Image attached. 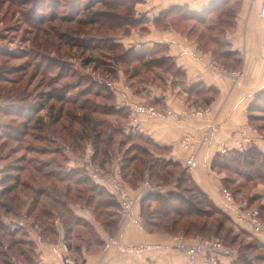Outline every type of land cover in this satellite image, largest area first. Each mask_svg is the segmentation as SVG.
<instances>
[{
  "label": "rangeland",
  "instance_id": "1",
  "mask_svg": "<svg viewBox=\"0 0 264 264\" xmlns=\"http://www.w3.org/2000/svg\"><path fill=\"white\" fill-rule=\"evenodd\" d=\"M90 1L91 0H80V6L73 8L75 0H0V127L6 129L0 131V188L3 187L1 178L4 177V174H12L13 176L20 174L22 179L26 180L30 178L32 172L36 173L35 167H37L39 161L37 162L38 155L32 152V146H37L38 144L42 146L49 143L47 141L40 142L36 140L39 132L44 135H52L56 137L57 142L55 144L62 147L65 153L62 156L57 155V157H55V162L53 166L51 165V168H57L60 170L59 172L70 173L72 181L68 182L71 184L73 190L70 193V200H73L72 202L75 201L74 203L77 202L76 204L85 205V200H79L76 195L79 194L84 199L91 198V209L100 216V220L104 221L115 216L114 214H117V207L113 206L107 209L103 206L101 202L104 200H112V197L107 194L96 193L97 191L92 189L90 182H74L78 178V172L75 169L77 167L82 169L85 173H87L86 166L91 164L98 166L106 172L120 171L127 186H130V179L132 181L131 184L136 186L139 185L137 188L138 192L144 189L143 183L147 179L153 185L162 187L164 192L168 190L180 191L186 198L197 202L204 212L209 213L201 218H197L195 215L189 216V219L197 220L199 226L207 224V228L202 233L204 236L201 235L200 237L218 239L230 248V250L235 251L236 254L240 252L244 258L240 260L238 264H264V238L240 226L234 218L233 220H226L221 214L213 213V209L206 205L205 201L202 199L203 197L196 191V186L190 181V172H188L185 167L175 164L170 166L164 165L162 167L157 165L161 162L160 159L153 157V154L145 151V148L153 149L151 143L146 142L144 138L136 134L134 136H128L132 131H126L128 129L126 125L124 128V132L126 133L123 135L115 134L111 132L112 130L109 128L104 130L106 133L105 138H108L102 143L100 153L97 157L95 156V158L92 139L79 142L77 146V144L73 142L72 137L68 135V132L72 131V129L77 130V128L81 127L76 124L77 122L72 123L73 126H70V122L67 119L68 116L63 114L60 108L64 107L67 114L78 113L80 109L77 105L74 107L72 103L57 100L61 94L68 95L70 100L76 97V91L70 92V90L67 93L64 91L65 84H70L69 86L71 87L73 85H78L77 87H79L92 83L94 84V80H98V82H103L104 85L107 84L110 86L113 91L112 86L115 88L120 84L118 79L122 71L124 77L132 87V90L143 96L144 99H146V95L143 92V86L151 83L158 86H166L165 84L167 83L175 87H180V90L190 87L187 81L180 75L176 77L171 74L175 72L174 68L173 70L171 69L172 71L170 70L171 73H167L162 69L153 67V64L149 65L148 68L144 65V61L150 58H160V56L166 54L167 46L165 44L160 42L150 44L139 43L138 41L128 39V37L133 35L137 40V38L148 35L151 31L149 25L151 26L153 24L148 16H146V13L143 12L144 5L141 4L144 0H107L115 1L117 7L109 6L105 3V0H101V2L100 0H92L91 2L93 3L98 1L97 4L95 3V7L80 16L88 23H78L77 17L76 19L74 18L75 20L62 19L63 15L69 17L75 16L74 11H71V9H83ZM107 10L117 14L121 19L118 20L117 16L116 18H112L113 16L110 15L107 16L103 13ZM54 14H57L58 18L51 20ZM121 14H123V16L131 14L135 24L131 27L130 24H128L129 21L127 18L123 19V17L120 16ZM188 15L192 16L193 14L188 12ZM229 18L230 17H227L223 11H217L206 17L205 23H201L197 19L183 20L180 17L171 15L166 20H174L176 27L163 28L159 25L155 26L160 29H173L182 35L186 34L191 40L195 41L202 32L206 33L208 36L221 37V29L229 22ZM90 19L96 20L97 23H89ZM106 21L109 22V24H106ZM212 24L216 25L217 29L209 32L206 28ZM79 39L86 44L85 46L88 45V47H90V45L99 44L100 48L84 49L74 46L75 43H79ZM206 41L205 38L201 39V45ZM210 44L209 42L205 47L207 49L212 48ZM127 48H135L138 54L140 53L143 55V61H134L128 64L125 62H118L116 56L122 54L123 50ZM214 49L217 51L221 50L220 47H215ZM130 58L131 57L127 58V60ZM216 58L219 59V61L214 58L212 60L227 68L236 69L233 60L223 58L219 54ZM135 68H137L136 70L138 73L131 75L134 73ZM52 78L53 80H58V82H56L58 84L52 83V81H50ZM174 82L176 84H174ZM52 92L55 94L53 95L55 98H51L45 108L36 115L34 114L36 117L33 115L32 110L27 112L26 108L37 105L38 103H44L47 94H51ZM90 96V98H94L91 100L105 102L102 96ZM160 101L162 102V100ZM141 102H153L152 104L158 105L157 102L152 100H143ZM20 104L24 106L25 109L19 111V108L15 107L20 106ZM51 105L54 106L52 113L48 109ZM208 105L211 104H204L201 102L196 107ZM18 113L20 115H18ZM59 115L63 116L61 123L69 125L65 130H63V126H61L60 123L56 124L57 127L54 123ZM131 115L132 113L130 114L129 122L131 120ZM30 116H32L33 119L27 122L28 125H23V122H25L27 118L29 119ZM38 117L42 118L43 121L41 123H37ZM107 118L115 120L113 119L114 117L108 116ZM35 123L40 124L42 129H35ZM60 130L64 131L65 134L61 133V137L64 138L57 139L58 133L61 132ZM68 154L71 156L73 154L75 157L79 158L80 164L76 167L67 166ZM133 158L135 160H133L131 165L126 169L114 165L117 163L127 164L129 159ZM39 160L43 161L41 158ZM150 165L152 166L153 174L150 175L149 172L144 174V168ZM19 166H25L26 170L22 173L17 172L16 170ZM134 166H137L139 170H141L140 172H136L135 175H133ZM115 168L118 169L115 170ZM219 170L220 171L216 173L221 176V180L229 178L232 181V183L229 185L226 183V185H228V189L231 190L234 198L236 197L238 202H240L239 200L242 202H249L252 208L261 207L264 211V185L260 184L258 179L246 180L233 171ZM124 174H129V176L125 178ZM53 180L57 184V180ZM68 182L62 184L58 183L59 191H64L63 193L65 194L64 186H68ZM18 183H15L13 179L8 181L6 185H13L14 190L11 195L0 198L1 203L8 202L10 206L14 208V212L17 213L18 216L12 214L11 216L13 217L11 218L13 219L18 217L24 218L26 215L23 214L26 213L25 211L28 210L32 203L31 197L29 196L31 190L28 189V194L23 193V188L20 187ZM222 185L226 186L223 181ZM149 191L151 190H147L143 194ZM234 191H236L235 194ZM200 200L201 202L199 203ZM138 205L139 203H137V206ZM156 209H158V203L149 202L145 205V214L150 212L155 214V212H157ZM59 210L61 211L60 207ZM118 210L120 212V205ZM3 213L4 209L0 207V216ZM64 214L68 216L67 213ZM152 218H156V220L161 223L169 222V220L163 216ZM216 218L220 219L222 223L219 229H217V222H214ZM9 224L12 228L15 224L18 225V222L9 221ZM180 226H182V224H179L178 229L180 233L178 234L183 233V229ZM83 233L84 231L82 229L81 234ZM192 233L194 234L191 236L197 234L196 230H192ZM3 237L4 235L0 233V238L4 242L6 239ZM20 246L22 247L23 245ZM5 247L6 246H4V250H6ZM23 248L27 249V246H23ZM9 254L18 256V251L15 249L12 251L9 250ZM27 254L37 259L29 252ZM8 256L9 255L6 256L4 254L0 255V264H5L2 260H5ZM236 256L237 255H235V257ZM235 257L233 256L231 259V264H235V260H237ZM20 261L18 263L28 264L25 263L23 258H20Z\"/></svg>",
  "mask_w": 264,
  "mask_h": 264
},
{
  "label": "trees",
  "instance_id": "2",
  "mask_svg": "<svg viewBox=\"0 0 264 264\" xmlns=\"http://www.w3.org/2000/svg\"><path fill=\"white\" fill-rule=\"evenodd\" d=\"M80 0H75V4L73 6H80ZM92 1V0H91ZM89 2V4H86L83 9H71L75 13V16L69 17V16H62V19L64 20H75L77 17V22L80 24H86L88 23L86 20H83L80 16L84 13L89 12L91 9L95 7V3ZM235 0H233L232 3H230V0H212L207 7L204 9L197 11L192 10L188 6L185 5H172L166 9H163L159 12V14L153 19V22L155 25L162 26L163 28H174L176 27L174 20L167 21L166 19L170 17L171 15H174L176 17H180L181 19H197L201 23L206 22V17L210 16L211 14L217 12V11H223L224 14L227 15V17H230L229 22H227L221 29V37L219 36H208L206 33H201L200 36H198L197 42L198 48L202 50L205 53H211L213 58L217 61L219 59L216 58V56L219 54L223 58L231 59L235 62V68L238 69L240 65V59L237 58V52L231 50L228 47V43L226 41V32L230 30L234 26V17L236 14V3H234ZM101 2V0H100ZM105 3H107L111 7H117V3L115 1H107L105 0ZM70 11V13H71ZM184 11V12H183ZM186 11V12H185ZM188 12H191L193 15L189 16ZM199 12V13H198ZM105 13L107 16H113L112 18H116L120 20L121 17H119L117 14H114L112 11L107 10ZM114 15H113V14ZM200 14V15H197ZM197 15V16H196ZM120 16L124 18H127L129 21L128 24L132 27V25L135 24L133 21V16L131 14H128V16H123L121 14ZM68 17V18H67ZM135 17V16H134ZM58 18L57 14H54L51 18V20H55ZM75 18V19H74ZM135 19V18H134ZM89 23L95 24L97 23L96 20L90 19ZM105 23V22H103ZM109 24V22L106 21V24ZM137 24V23H136ZM209 32L215 31L217 29V26L212 24L209 25L206 28ZM207 37V38H206ZM205 38L207 41L201 45L200 40ZM79 43H75L74 46L82 47L84 49L86 48H100L99 44H93L90 47L85 46L80 39L78 40ZM211 43L212 48L207 49L205 46H207ZM71 43V42H70ZM72 44V43H71ZM220 47L221 50L217 51L214 48ZM223 47V50H222ZM111 48V47H109ZM117 61L122 63H133L134 61L141 62L143 61V55L138 54L135 48H127L124 49L122 54L116 56ZM131 57L127 60V58ZM93 61V60H91ZM153 64V67L162 69L164 72L171 73V71L175 70L173 74L174 76H181L185 81H187L186 74L182 70L181 67L177 65L174 58L170 55L164 54L163 56H160V58H150L146 61H144V65L148 68L149 65ZM137 68H135L134 73L131 75L137 74ZM172 69V70H171ZM171 70V71H170ZM110 71V70H109ZM115 75V74H114ZM131 77V76H130ZM116 78V77H115ZM55 80V81H54ZM52 78V83L58 82V80ZM54 81V82H53ZM58 84V83H56ZM154 84V83H151ZM174 84H176L174 82ZM70 84H65L64 91L73 92L76 91V97L74 99L70 100L69 96L66 94H61L57 100L62 102H69L78 106L80 109V112L73 113V114H67V112L64 110V107L60 108V111L68 116L69 125L73 126L72 123H76L80 125L81 128H77V130L72 129V131L68 132V135L72 137L73 142L79 145V142L86 141L88 139H92L93 143V149H94V158L97 157L100 153L102 143L107 140L105 138V129L109 128L111 129L113 133L115 134H125L124 128L126 120L128 119V112L125 106H118L115 102V93L112 91L111 87L107 84H103V82H98V80H94V84L79 86L73 85L72 87L69 86ZM167 86V83L165 84ZM178 85V84H177ZM51 86V85H49ZM71 87V88H69ZM202 87V90H201ZM75 88V89H73ZM189 88H193V90L202 96L203 103L204 104H210L211 101L215 98L217 95V90L215 87L210 86L206 87L204 84L196 83L194 85H190ZM187 88V89H189ZM86 94V95H85ZM53 95V92L51 94H47V98H45V102L38 103L37 105H34L32 107L26 108L27 112L33 111V115L39 113L43 108H45L49 100L51 98H55ZM90 95L94 96H102L105 102L96 100H91L94 98H90ZM161 101H158L157 103H160ZM153 103V102H152ZM19 108V111L21 109H25L24 106H15ZM54 106L51 105L49 111L52 113ZM249 108L251 109V113L249 114V120L255 124L259 129H264V92H259L255 96L254 100L251 102ZM66 112V113H64ZM62 114V115H63ZM18 115H20L18 113ZM32 115V116H33ZM34 115V116H35ZM95 115V116H94ZM27 116V115H25ZM32 116L30 118L26 119L25 122H23V125H28V121L30 119H33ZM114 117L115 120H110L107 117ZM28 117V116H27ZM36 117V116H35ZM63 116L59 115L57 117V120L54 122L55 125L60 123L61 126H63V130L69 127V125H66V123H61V119ZM43 120L42 118H37V123H41ZM35 123L34 127L37 130H41L42 126L40 124ZM57 127V125H56ZM57 129V128H56ZM55 129V130H56ZM6 130L5 128L0 127V131ZM63 130H60L61 132L58 133L57 139L64 138L61 137V133H64ZM132 133V132H131ZM128 134V136H134L135 134ZM65 134V133H64ZM42 135V136H40ZM110 135V134H109ZM137 136L143 138L142 134L136 133ZM145 139V138H144ZM37 141L40 142H49L47 145L38 144L37 146H32V152H35L37 156V162L39 163L37 167H35L36 173L32 172L30 174V178L23 180L20 174H17L16 176H13L12 174H4V177L1 178V183L3 185L2 188H0V198L4 197L6 195H11V193L14 190L13 185H6L8 181L14 180L15 183H18L20 187H22V192L28 194V189L31 190V194L29 195L31 197V205L28 208V214L32 216L35 220V222L41 227L42 229V237L47 241H57V230L55 226V219L58 218L61 220L62 226L66 230V234H71L75 231V233L81 234V231L83 229L84 233H89L92 237L95 236V232L89 223L84 217L77 215L73 209L71 208L72 204H76L72 202L73 200H70V193L73 191L71 184L69 182L72 181V178L70 177V173L66 172H59L60 170L57 168H51V165L53 166L55 157L57 155L62 156L65 152L58 144H55L57 142L56 137L52 135H44L39 132V135L36 137ZM146 141V140H145ZM147 140L146 142H148ZM153 148L156 150H159L158 146L154 144L151 140L150 142ZM146 152H148V149L145 148ZM47 156V157H46ZM43 159L39 160L40 158ZM66 157V156H65ZM135 160L129 159V162L127 164H121L119 168L126 169L128 168L132 161ZM176 163H173L171 160H161V162L157 165L160 167L164 165H172ZM211 169L215 172H219L221 170H229L233 171L234 173L240 175L246 180H253L258 179L260 184L264 185V151L261 150L258 146H256L253 142L247 146V148L244 151H239L236 148H230L225 149L223 151L216 152L210 163ZM148 168V169H147ZM78 172V178L74 181L76 183L80 182H90L92 185V189L94 191H97L96 193L101 194H107L112 197V200H104L101 202L103 206H105L107 209H110L111 207L115 206L117 207V214H114L115 217L119 216L120 221V212H119V201L115 197V195L111 192V190L103 183L96 182L92 180L87 173H85L82 169H79L78 167L75 168ZM118 168H115L117 170ZM134 173L140 172L139 168L137 166L133 167ZM147 169V170H145ZM24 170H26L25 166H19L17 168V172L22 173ZM144 174L146 172H149L150 175L153 174L152 166H147L144 168ZM128 175L124 174V177L126 178ZM53 179L57 180V184ZM31 181V182H30ZM69 181V182H68ZM190 181L194 183L196 186V191L200 193V195L203 197L202 199L205 201L206 205L211 207L213 209V213H219L222 215L224 219H232L235 216L234 213L231 211L226 210L223 207H220L215 203V201L208 195L207 192H205L197 183H195L192 178H190ZM225 185L226 183L229 185L232 183V181L229 178H225L222 180ZM68 182V186H64V191H59L58 183H66ZM132 183L131 179L129 180V183ZM35 183V184H34ZM129 184L128 188L132 187H139L133 184ZM228 185H226L228 187ZM19 187V188H20ZM242 188V187H240ZM236 191H234V194ZM64 194V195H63ZM26 195V194H25ZM27 196V195H26ZM79 200H85V204L92 207V199L91 198H82L79 194L76 195ZM236 198V197H235ZM235 201L238 204L239 210H246L252 208V206L249 204V202H238L237 198ZM149 202H156L158 203V209L155 214L153 212L145 214V205ZM201 200L199 201V203ZM139 205H140V215L143 219V225L144 227L150 231V232H156V231H165L169 233H180L179 231V224L182 226L183 233L186 236H191L192 230H196L195 234L196 236L203 235L202 233L207 228V224H202L199 226V223L197 220L189 219V216L195 215L197 218H201L205 215H208L209 213L204 212L202 208H200L199 204L197 202H194V200H190L186 198L183 194H181L180 191L177 190H168L166 192H158V191H149L145 194H143L139 199ZM0 207L4 209V213L0 216V233L4 235V239H6L4 242L0 238V255H9L5 260H2L5 264H18L20 261V258H23L25 263L28 264H45L41 262L40 255L36 251V244L32 240L27 239V232L25 228L21 225L15 224V226L10 227L9 221L7 219H10L12 214H15L14 216H18L17 213L14 212V208L10 206V204L7 202H0ZM59 207L61 211L59 210ZM262 210L263 216L264 211L261 207H259ZM64 213H67L68 216H66ZM96 213V212H95ZM97 214V213H96ZM165 217L169 220V222L161 223L156 220V218L152 217ZM114 217V216H113ZM112 217V218H113ZM113 220V222L110 220L111 224H117L118 219L117 217ZM109 221V219H108ZM215 223L218 225L217 229L221 227L222 223L221 220L216 218ZM215 225V224H214ZM79 226H83L79 227ZM195 228V229H194ZM251 231V230H250ZM252 232V231H251ZM254 233V232H253ZM78 234V235H79ZM255 234V233H254ZM193 235V236H195ZM259 237H261L258 234H255ZM204 236V235H203ZM263 237V236H262ZM264 238V237H263ZM105 243V241H104ZM20 245L27 246V249L21 247ZM4 246L6 250H4ZM15 249L18 251V256H14L9 254V250L12 251ZM33 254L37 259L34 257H31L27 253ZM235 253V254H234ZM235 255H237L235 257ZM235 257V264H238L240 260L244 258L243 255L238 252L236 254L235 251L231 250V258ZM35 261H34V259ZM79 260L84 262V258L77 256ZM21 262V261H20ZM251 263V262H250Z\"/></svg>",
  "mask_w": 264,
  "mask_h": 264
},
{
  "label": "crops",
  "instance_id": "3",
  "mask_svg": "<svg viewBox=\"0 0 264 264\" xmlns=\"http://www.w3.org/2000/svg\"><path fill=\"white\" fill-rule=\"evenodd\" d=\"M212 0H144V11L153 25H149L151 31L142 38L131 35L128 39L139 43L160 42L167 46V55L174 58L175 62L186 74L188 85L196 83L204 84L206 87L213 86L217 90V95L211 101L214 108L213 118L219 123L218 130L213 134L212 140L204 144L198 156V166L190 172L192 180L197 183L217 205L234 213L238 209V204H228L222 196L220 187L222 185L221 176L211 169L210 163L213 155L218 151L235 147V140L241 135L244 126L249 125V134L253 138V143L264 151V129H259L249 120L252 112L249 108L251 102L259 92H264V16L260 14L264 0H235L236 14L234 26L226 32L225 39L228 47L237 52L240 59L239 68L243 70V75L238 81L221 78L212 74L206 64L213 59L211 53H205L198 48L195 41L191 40L186 34L182 35L173 29H160L156 27L153 19L163 9L172 5H185L192 10L200 11L207 7ZM233 0H230L232 3ZM190 51L196 53L193 55ZM197 56H202L199 60ZM119 75V86L113 87L115 102L118 106H125L128 119L126 120V131L131 134H142L145 140H150L156 144L155 148L148 149L153 157L161 160H171L176 165L185 167L187 152L181 145V139L185 131L190 130L201 138L204 134L205 121L179 120L174 117L166 119H151L145 115L139 116L136 126L129 125L131 99L137 101L152 100L166 102L175 110L183 106H197L203 102L201 95L196 93L193 88L182 89L173 85L158 86L154 84L144 85L143 96L132 90L123 72ZM130 131V132H131ZM130 145V144H128ZM88 148V146H87ZM88 150V149H87ZM90 151V150H89ZM66 165L76 167L80 164L79 158L68 154ZM121 164V163H120ZM120 164H114L117 167ZM169 166V165H168ZM220 176V177H219ZM138 187H132L133 194H136ZM73 211L84 217L91 224L95 236L89 233L66 234L60 219H55V226L58 233L57 241H47L42 237V229L35 222L34 218L25 211L26 215L18 218H10L8 221L19 223L24 222L23 226L27 232V239L36 244V251L40 255L41 262L45 264H65L63 257L67 253V247L62 243L70 240V254L72 258L79 260L77 256L84 258L83 264H142L152 261L154 264H187V257L184 247L175 239L178 233L165 231L150 232L141 222L129 221L125 224L119 221L111 224L110 220L114 217L102 221L89 206L82 204H72ZM136 215L140 214V205L136 207ZM141 216V215H140ZM84 228L83 226H79ZM79 234V235H78ZM114 234H118L124 244L134 243H160L161 248L144 254L121 253L116 247L106 251L104 241ZM184 235V234H183ZM230 257L223 258L226 264H231ZM22 264V263H18Z\"/></svg>",
  "mask_w": 264,
  "mask_h": 264
},
{
  "label": "built area",
  "instance_id": "4",
  "mask_svg": "<svg viewBox=\"0 0 264 264\" xmlns=\"http://www.w3.org/2000/svg\"><path fill=\"white\" fill-rule=\"evenodd\" d=\"M260 14L264 16V2L261 6ZM193 55L195 52L190 51ZM199 60H203L202 56H197ZM207 69L214 75L221 78L238 81L242 75L243 70L227 68L214 60H210L207 64ZM131 110L130 126H136L138 124L139 116L145 115L151 119H166L174 117L179 120H196L205 121L204 134L201 138H198L196 134L190 130L185 131L181 139V145L187 152V158L185 160V168L188 172L193 171L198 166V156L200 150L204 144H208L212 140L213 134L218 130L219 123L213 118L214 108L212 105L196 107V106H183L179 110L173 109L164 99L158 105L152 103L140 102L135 99H131L129 102ZM130 113V114H131ZM250 126H244L241 130L240 137L235 140V147L239 151H244L248 145L253 142L252 136L249 134ZM87 175L96 182L105 184L115 197L119 201L120 205V219L121 223L126 222H141V217L135 215V207L139 203V199L142 194L147 191H159L164 192V189L159 185H153L148 179L144 181L142 191L133 195L120 171L106 172L103 169L95 165L86 166ZM148 176V173H147ZM223 198L228 204H234L235 198L233 193L228 187L222 185L220 187ZM236 222L264 237V216L262 210L259 207H253L246 210L236 209L234 211ZM21 225L24 224L22 220L19 221ZM175 239L181 246L184 247V251L187 257V264H226L223 258H231V250L223 242L218 239L200 237V236H186L183 234H177ZM62 244L67 247V253L63 257L65 264H83L80 260L72 258L70 254V240H65ZM116 247L121 253L126 254H144L152 252L161 248L160 243H134L124 244L118 234L109 236L104 244L106 251ZM142 264H154L152 261H146Z\"/></svg>",
  "mask_w": 264,
  "mask_h": 264
}]
</instances>
